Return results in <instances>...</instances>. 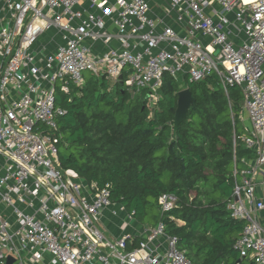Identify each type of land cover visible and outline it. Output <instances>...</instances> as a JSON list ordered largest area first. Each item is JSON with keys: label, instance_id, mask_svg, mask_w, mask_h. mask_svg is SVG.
<instances>
[{"label": "built area", "instance_id": "2783aa9c", "mask_svg": "<svg viewBox=\"0 0 264 264\" xmlns=\"http://www.w3.org/2000/svg\"><path fill=\"white\" fill-rule=\"evenodd\" d=\"M87 73L122 75L150 109L165 74L182 89L210 74L226 94L241 87L253 156H234L228 209L245 222L235 249L264 264V0H0V264H193L162 220L110 238L104 210L128 223L135 212L112 201L110 183L62 167L56 86L82 87ZM176 202L162 194L160 212Z\"/></svg>", "mask_w": 264, "mask_h": 264}, {"label": "trees", "instance_id": "16d2710c", "mask_svg": "<svg viewBox=\"0 0 264 264\" xmlns=\"http://www.w3.org/2000/svg\"><path fill=\"white\" fill-rule=\"evenodd\" d=\"M61 84L56 99L66 110L59 119L63 168L98 186L110 183L112 201L134 211L139 222L154 226L162 220L193 264H254L234 247L245 222L228 209L234 156L239 165L253 156L243 141L240 86H230L226 94L215 74L187 82L196 102L175 131L182 87L168 74L152 109L146 90L134 95L105 77L86 75L82 87L68 80V91ZM164 193L177 202L162 214L158 199Z\"/></svg>", "mask_w": 264, "mask_h": 264}, {"label": "crops", "instance_id": "0c3cea01", "mask_svg": "<svg viewBox=\"0 0 264 264\" xmlns=\"http://www.w3.org/2000/svg\"><path fill=\"white\" fill-rule=\"evenodd\" d=\"M113 210H117V207L104 210L102 218L103 229L110 238L121 237L125 234L139 236L147 227H150L149 225L139 222L137 219L128 223L126 222V215L124 212L114 215L112 214Z\"/></svg>", "mask_w": 264, "mask_h": 264}, {"label": "water", "instance_id": "95a60500", "mask_svg": "<svg viewBox=\"0 0 264 264\" xmlns=\"http://www.w3.org/2000/svg\"><path fill=\"white\" fill-rule=\"evenodd\" d=\"M122 75L119 76L121 79L119 84L122 86L123 81H122ZM177 107L175 110V115H174V130L177 131L180 124L188 117L189 110L191 108L192 103L196 102V98L192 94V91L190 90L189 87L183 88L180 91H178L177 94ZM14 258L9 256L5 264H14Z\"/></svg>", "mask_w": 264, "mask_h": 264}, {"label": "rangeland", "instance_id": "374dc122", "mask_svg": "<svg viewBox=\"0 0 264 264\" xmlns=\"http://www.w3.org/2000/svg\"><path fill=\"white\" fill-rule=\"evenodd\" d=\"M88 74H89V73H87L86 75H88ZM242 124H243V126H244V123H242ZM239 128L243 130V127H242L241 125L239 126Z\"/></svg>", "mask_w": 264, "mask_h": 264}]
</instances>
